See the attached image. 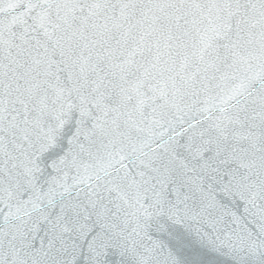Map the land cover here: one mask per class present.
<instances>
[{"label":"snow or ice","instance_id":"6c2138e0","mask_svg":"<svg viewBox=\"0 0 264 264\" xmlns=\"http://www.w3.org/2000/svg\"><path fill=\"white\" fill-rule=\"evenodd\" d=\"M82 7L0 0V245L30 264H181L151 234L164 219L210 256L264 250V167L248 159L264 153V58L223 25L161 69L131 26L85 33L101 5L74 29Z\"/></svg>","mask_w":264,"mask_h":264},{"label":"water","instance_id":"95a60500","mask_svg":"<svg viewBox=\"0 0 264 264\" xmlns=\"http://www.w3.org/2000/svg\"><path fill=\"white\" fill-rule=\"evenodd\" d=\"M71 2L73 5L83 6L70 14L75 17L72 19L74 29L80 27L79 18L88 15L89 7L101 5L92 9L95 15L88 18L85 33H91L92 38H96V34L107 25L111 31L104 32L105 38L109 34L115 37L119 31L113 27L115 23L131 26L132 36L143 35L146 47L154 45L149 56L157 51L161 54V69L166 68L172 58L179 60L185 47L201 33L211 34L214 28L223 25L229 26V42L235 43L242 56L250 59L264 58V0H131V6L126 9V17L120 16V4L126 0ZM79 43L73 37L71 54L74 56L79 54ZM165 44L168 45L167 48ZM56 58L60 57L57 55ZM248 159L258 169L264 167V153L250 147ZM150 231L154 238L161 240L168 250L178 256L181 264H264V250L259 249L245 250L240 254L225 251L210 256L212 250L193 232L183 225H175L164 219L154 223ZM17 246L20 247L19 252H15L5 240L0 245V257L8 264L19 260H28L30 264L27 255L29 250L24 246ZM109 259L116 264H133L132 258L128 256L111 254Z\"/></svg>","mask_w":264,"mask_h":264}]
</instances>
